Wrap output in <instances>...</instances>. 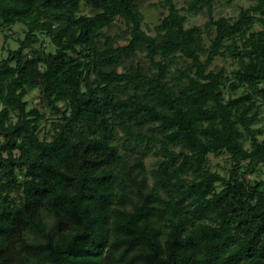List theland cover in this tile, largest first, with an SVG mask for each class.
<instances>
[{"label": "trees", "instance_id": "1", "mask_svg": "<svg viewBox=\"0 0 264 264\" xmlns=\"http://www.w3.org/2000/svg\"><path fill=\"white\" fill-rule=\"evenodd\" d=\"M214 1L191 28L160 1L151 35L143 0H0L25 26L0 59V264H264V0Z\"/></svg>", "mask_w": 264, "mask_h": 264}, {"label": "rangeland", "instance_id": "2", "mask_svg": "<svg viewBox=\"0 0 264 264\" xmlns=\"http://www.w3.org/2000/svg\"><path fill=\"white\" fill-rule=\"evenodd\" d=\"M160 1L163 0H143L142 13L145 18L143 27L145 31L151 35L155 34V27L165 16L168 15L167 9L157 8L154 6ZM192 1L193 0H175L178 8L182 12V15L186 17V27H202L209 21V14L206 11L197 15L191 13L188 8ZM256 3L257 0H215L213 15L215 19H219L221 17L235 19L238 17L242 8H249ZM85 12H89V9H86ZM122 28H124V25ZM24 32L25 26L20 24L10 29H6L2 26L0 27V59L6 58L9 50L17 49V39L23 38L25 36ZM222 65H226L229 70L234 68L233 60L224 58H218L215 61L213 68ZM28 101L32 106L38 104L35 93H32L31 96L28 97ZM48 127V124L44 125V132L41 134V137L46 135ZM256 128L263 132V135L260 138L264 139V110H262L261 121L256 125ZM210 159L212 168L222 174H226L232 167V163L229 161L228 157L211 156ZM154 162L155 160L152 157L147 158L146 164L148 169L153 167ZM256 169V173L251 175L249 178L252 180L264 178V166H259Z\"/></svg>", "mask_w": 264, "mask_h": 264}]
</instances>
